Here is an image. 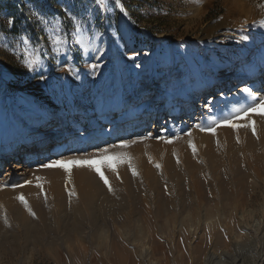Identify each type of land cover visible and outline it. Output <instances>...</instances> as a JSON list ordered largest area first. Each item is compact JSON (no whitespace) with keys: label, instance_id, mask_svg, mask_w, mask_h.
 Here are the masks:
<instances>
[{"label":"rangeland","instance_id":"rangeland-1","mask_svg":"<svg viewBox=\"0 0 264 264\" xmlns=\"http://www.w3.org/2000/svg\"><path fill=\"white\" fill-rule=\"evenodd\" d=\"M246 2L247 0H120L117 5L116 0H105V4L100 5L95 0H0V264H57L53 259L56 250H61L59 252L65 259L68 252L69 255L72 254V258L75 257L74 242H71L72 239L66 240L69 235L64 227L69 228L78 214L64 211L63 214L49 215L45 212L46 215L41 218L35 211L37 207L33 203L34 199L30 197L33 195L26 188H38L37 183H40L42 189H38L41 202L48 208L51 203L55 204V200L47 197L44 187L59 176L57 173L65 175L62 174V181H73L78 170L86 168L89 172L91 169L73 166L69 174L61 168L43 167L53 160L99 159L105 148L109 153L127 152L132 157L131 163L137 173L141 176L138 164L150 166L161 180L165 195L171 197L170 191H173L176 184L166 176L164 160L171 158L178 169L184 171L181 157L185 152L202 168L204 173L199 175L200 179H204L210 186L215 169L212 164L209 165L210 162L206 163L199 138L208 137L215 149L222 151L219 142L221 132L234 129L217 126L216 122L234 115V108L247 107L252 103V98L243 91L245 87H250L255 92L256 99L264 98V8H257L254 4L259 2L264 5V0ZM41 15L47 20L46 25L40 23ZM53 18L58 19L60 24H53ZM121 24L131 30L127 39ZM78 26L79 31L76 30ZM109 34L112 35V39L109 38L110 44L116 42L118 50L113 53L105 50L101 53L100 48L93 45L92 39L96 35L107 37ZM80 36L84 37L82 41H79ZM57 38L60 43H56ZM212 38L220 45L211 44L209 39ZM24 40L28 41V51L40 57V63L32 69L24 63ZM85 43L91 44L94 50L90 54L83 48ZM232 58L237 65L233 68L227 66L224 60ZM145 62L150 65L152 73H161L160 80L154 76V83H151L152 87L147 91L140 88L143 86V79L147 77L143 70ZM169 68L172 74L178 76V81L185 83L184 88L169 86L168 83L173 82L170 77L166 79ZM164 83L167 84L166 88L162 87ZM208 85L210 86L207 87ZM200 88L201 91H198ZM86 101L99 103V112L93 111L86 115V120L90 119V127L87 128L85 121L82 127L78 126V130L70 131L62 143L57 137H62L65 132L59 129V133L50 137L46 148H37L42 131L44 136L54 132L49 131L55 126L53 120L39 125L46 114H55L54 108H60L67 116L66 122L75 123V119L80 116L79 112L87 110L84 106L79 107V103ZM208 127H215L216 134L201 130ZM70 129L71 125H68L67 130ZM234 133L235 131L233 135ZM253 136H257V132ZM27 139L31 141L30 147L24 146ZM168 139L172 143H166ZM234 139L240 145V136L236 135ZM125 141L136 143L124 149L117 147ZM189 141L195 146V153ZM60 144L59 149L55 148ZM239 147L242 149L241 145ZM258 147L261 148V144ZM180 148L183 152H180ZM223 152L220 153L223 156L220 164L222 167L217 174L220 172L230 182L227 169L229 157ZM156 164L161 167L157 168ZM245 168L248 174L252 173L250 168ZM7 169L13 170L10 177H5ZM118 169L120 172L127 171L130 177H134L127 164L119 165L115 173L119 172ZM36 177L41 180L38 182ZM249 177L248 184L251 185L256 177ZM142 182L141 195L146 196L145 199L142 197L143 202L136 197L127 198L126 210L119 211L114 209L115 205L110 199L106 203L105 197L101 196L93 201V208L82 212L83 215L79 218L84 221L81 230L84 245L79 246L78 252H95L96 257L106 264L110 263L109 247L102 248L99 245L100 238L98 240V236H102L105 230L103 220L105 216L114 221L126 216L130 220H140V224H132L131 228L122 227L118 230L121 234L130 235L131 238L139 236L137 239L142 234L150 233L157 240L153 251L150 249L157 257L153 256L150 262H144L140 257L141 251L130 247L135 254H131L136 261H133L134 264H179L180 261L191 263L189 246L197 245L200 241L204 243L203 249L207 252L215 250L216 261L221 260L220 264H233L234 259L240 260L239 263L242 264H254L259 256L264 255V172L257 191L246 200V207L237 210L239 213L229 207L219 217L216 232H204L201 240L194 237L195 232L202 235L199 233L200 229L197 227L198 232L192 229L204 218L205 211L196 213L193 210L187 212V216L183 213L184 217H191L192 220H187L182 214L179 217L178 214H171L173 211L170 215L160 213L157 209V195L148 193L150 183L147 180L142 178ZM183 183L182 187L185 188L178 190L179 196L183 191L187 190L190 194L194 190L191 189L193 184L189 178ZM20 195L30 203L35 216L17 199ZM65 195L69 203L71 192L68 186L65 188ZM12 199L16 201L12 202ZM7 202L15 203L12 209L17 210L7 213ZM145 202L150 207L149 214L140 212ZM203 202L206 206L217 204L214 195L203 199ZM8 214L13 218L17 217L12 219ZM19 214L29 220L24 223ZM5 216H8L7 220ZM177 217L186 219L187 225L176 224L180 222ZM173 219L177 222H173ZM172 222L174 225H171ZM192 223L195 225L192 226ZM143 224L150 225L148 229L155 227L148 231ZM164 224H169V227ZM161 225L163 229L160 231ZM64 238L66 243H63ZM93 240L97 248L94 244V247L89 245ZM234 243L239 246L234 247ZM66 261L67 264H73L72 261L69 263V259Z\"/></svg>","mask_w":264,"mask_h":264},{"label":"bare ground","instance_id":"bare-ground-1","mask_svg":"<svg viewBox=\"0 0 264 264\" xmlns=\"http://www.w3.org/2000/svg\"><path fill=\"white\" fill-rule=\"evenodd\" d=\"M244 1H246V0H244ZM248 1H251V0H247V2ZM254 4H255V6H257V8L260 7L259 2H255ZM246 8H248V7H246ZM254 10H255V8H254ZM252 13H253V11H252ZM121 25H122V31L124 32L125 39H127L129 37V35L131 34V30L129 27L124 26V24H121ZM219 36L224 37V35H219ZM111 37H112L111 34H109L107 37H103L101 35H96L94 37V39H92L93 45L95 47L97 46L100 48L99 52H101V51L103 52L105 50L106 51L109 50V52H111V53L116 52L118 50V48H116L117 44H116V42L110 44L109 38H111ZM82 39H84V37L80 36L79 41H82ZM85 39H87V38H85ZM209 41L211 42V44H214L216 46L220 45V43L214 41L213 38L209 39ZM128 44H130V42H128ZM90 45L91 44L87 45L86 43L83 45V48L86 50L87 54L88 53L90 54L93 50ZM128 49H130V48H128ZM222 51L225 52L224 50H222ZM228 54H230V56L233 55L232 53H227V55ZM221 55H223V53H221ZM221 55H219V57ZM176 58L178 59L179 57L176 56ZM224 60L227 62V66H231L232 68L234 66H237L234 63L233 58L232 59H224ZM149 69H150V65L148 66L147 62H145L143 64V70L145 72L144 74L147 75V77L145 79H143V81H144L143 86L140 87L142 89H145V91H147V89L152 87L151 83H154L153 81H154L155 77L160 80L159 76L161 75V73H157V74L154 72L152 73V70L150 71ZM216 74L217 73L215 71V75ZM172 76H175V75H174V73L172 74L171 68H169L166 71V79H169V77H170V81H173L172 83L171 82L168 83L169 86L171 85V87H173V88L177 87L178 89H181L183 86V88H184L185 83L182 84L181 81H178L177 75L175 77H172ZM166 79H164V80L166 81ZM164 80H163V82H164ZM180 84H182V85H180ZM166 86H167L166 83L162 84V87L166 88ZM209 86L210 85H208L207 87H209ZM198 91H201V88L198 89ZM143 94H145V93H143ZM98 104L99 103H97V102H90V101H86L85 103H79V107L84 106L87 110L84 113L79 112L80 116L77 119H75V121H76L75 123L66 122V121H68L67 116L62 113L60 108L55 107L54 108L56 111L55 114L54 113L52 114L49 112L39 122V125H41L44 123L46 124V122H50L51 120L55 121V126L52 129H49V131H54V132H53V134L49 133L48 136H44V135H42L44 133L42 131L41 135H40L41 140H40V142H38L37 148H41L44 146L46 148L48 146L50 137L54 136V133H59V131H60L59 129H63L65 132L62 135V137H59V136L57 137V140L61 141V143H62L63 140H65V138L67 137V135L70 134L69 133L70 131L74 130V132H75L76 130H78V126L82 127V125L85 123V121L88 124L87 128L90 127L91 122H90V119L86 120V115L93 112V111L99 112ZM98 114H100V113H98ZM252 119L256 121L257 136H253L252 130L250 128H240V129H234L232 131L227 130L226 132L220 131L221 132V136L219 138L220 146L223 149L222 151H224L223 153L224 154L226 153V155H228V157H229V163H228L227 169L229 170L228 172H229L230 182H227L228 180L226 181V179L223 177V175L220 172H219V174H217V171L220 169V167H222V165H220L222 162V158H223V156L220 154V153H222V151L221 150L217 151L215 149V146L213 144H211L212 143L211 140L208 137L203 136V137L199 138V141H198V142H201V145H202L201 152L203 150V154H204L203 156H205V158H206L205 159L206 163L210 162L209 165L212 164L213 169H215V171H213L215 173L213 174V180H212V182H210V186H209V183L207 184L203 181L204 179L203 180L200 179L201 177L199 175L204 173L202 168L199 165H196L194 163V161L188 156V154L183 152V149L180 148L181 149L180 152L181 151L183 152L182 157H181V160H182L181 166L184 169V171H180L178 169L177 165L172 161L171 158H170L171 160L168 158L166 161L164 160L165 163L163 164L166 176L176 184V186H173V191H170L172 194L171 197L169 195H165L164 188H162L161 180L156 177L153 169H150L149 168L150 166L146 167L143 164H138L140 166V168H137L140 171L141 176L138 173V175L134 176L133 178L129 176V173L127 171L121 170V172H120V170L118 169L119 172L115 173L111 169L103 168V171H104L107 179L110 182L112 191L108 190L109 189L108 186L105 185V183L100 179L99 175L92 169L89 172H88V169L86 170V168H85V170H80V171L78 170L77 174L74 175L76 177V179H74L73 181L69 180L68 178H67L68 180L62 181L63 180L62 177L64 174L62 173L63 174L62 175L60 173L61 174L60 175L57 173V175H59L60 177L56 176L57 177L56 179L52 180L49 184H47L44 187L47 191V197H50V200L51 199L55 200V204L52 205V203H51V205L48 208H45L44 204L41 202L40 190L38 189L39 187L35 188V189H33L34 187L33 188L31 187L30 188L31 190L28 188H26V189L29 190L30 193H32L33 196H30V195L29 196L31 197L32 200L34 199L35 202H33V201L32 202L34 203L35 207H37V209L35 211H37L39 213L38 216L41 218L46 215L45 212H47V214H49V215H59L64 211L69 213V214L70 213L75 214V215L78 214L77 219L72 223V225L69 228L64 227L65 231L68 232L67 234L69 235L66 240L68 241V239L69 240L72 239L71 242H74V247L76 249L75 257L72 258V256H71L72 254L69 255V252L66 255L67 256L66 259H69V263H71V261H72L73 264L74 263H79V264H81V263L82 264H106L105 262H103V260L96 257L95 252L92 253L89 251H82V250H81V252H78L80 250L79 246L84 241L81 237L83 235V234L81 235V230H83L82 226H83L84 221L81 220V218H79V216L83 215L82 212L93 208L94 207L93 201L97 197H101V196L105 197V199L107 200L106 203H108L109 202L108 199H110L115 205L114 209L119 210V211L126 210V208H127V202H126L127 200L126 199L127 198L136 197V198H139L140 200L142 199V202H143V200L145 199L144 198L145 194H144V196L141 195L143 193L142 189H141L142 188L141 186L143 183L142 178L144 180H147L150 183L148 193H152L154 195L155 194L157 195V198L159 201L157 209L160 213H164V214L169 213V215H170V213L173 211L171 214H173V213H174V215L178 214V217H179L180 214H182V216H183V213H186L185 215L187 216L188 215L187 212L190 213V211H193V210L196 213H201V212L203 213V211H205L203 214L204 218H202V220H199V222H197V223H196V219L194 220L196 223V228L192 229V230H194V232L198 230L197 227L200 229L199 233H202V235H198L195 232L194 237L197 240L198 239L201 240V237L203 236L204 232L212 233L217 229L219 217L221 216V214L227 212L229 207L230 208L232 207L234 209V212H238L237 210H239L240 208L245 206L246 200H248L249 197H251L253 194H255V192L258 189L257 187H258L259 181L262 179V172H264V117L254 115V116H252ZM239 123H245V121L241 120ZM94 124H96V121L94 122ZM68 125H71L70 130H67ZM234 131H235V133L233 135ZM236 135L240 136L241 142L239 141V143H240L242 149L239 147L240 146L239 144H238L239 146L237 145V142H236V139L239 137L234 139ZM30 143H31L30 139H27L24 141V146L30 147V145H31ZM259 144H261V148L258 147ZM60 147H61V144L57 145L55 148L59 149ZM230 156H231V159H230ZM137 162H136V164H137ZM145 162H143V163L145 164ZM138 165H136V166H138ZM207 167H210V166L207 165ZM245 167L250 168L252 173L248 174V171L246 170L247 168H245ZM16 168L20 169V167H16ZM119 168L121 169V167H119ZM123 169H124V166H123ZM12 171H13L12 169H7L5 177H10L12 174ZM218 175H220V176H218ZM253 175H254V177H256V179H254L252 184L249 185L248 184V181L250 178L249 176H251V178H252ZM49 178H50V176H49ZM186 178H189L190 181H192L193 188H191V189H194V190L191 191L190 194L187 190L183 191L181 193V195L179 196L178 190L179 189L184 190L185 187H182V185L184 184L183 181L186 180ZM30 185H32V184H30ZM205 185H206V187H205ZM67 186H68L69 191L71 193L73 191L75 192V195H71V199H70L69 203H68L67 197L65 195V188ZM37 189L39 192L37 191ZM24 190H23V192H24ZM27 190L25 191V194L27 193ZM38 193H39V195H38ZM36 195L38 197H36ZM210 195H214L216 197V200H217V204L215 205L216 207L213 206L214 203H213V205L211 204L209 206L204 205L203 199H206ZM1 196H2V194H1ZM4 196H5V194H3V197ZM39 196H40V198H39ZM10 197L11 196H9V198ZM176 198L178 199V201H175ZM29 199L30 198H28V200ZM3 201H5V200H3ZM14 201H16V200H13L12 202H14ZM12 202H11V204H9V202H7L8 206H6V207L9 208L7 210L5 209V211H7V213L10 211L15 212L17 210L15 208L16 210L13 211L12 206L15 203L12 204ZM147 202H148V200H147ZM147 202H145V204L143 203V206L140 205L142 207L140 210L141 213H143V212H146L147 214L150 213V207L148 204H146ZM113 203H112V205H113ZM4 206H3V208H5ZM19 208H21V207H19ZM232 208H231V210H232ZM91 213H92V211H91ZM8 216H10V215L8 214ZM20 216L23 217L22 220L24 221V223L29 220L27 217L19 214V217ZM164 216H166V215H164ZM189 216H191V215H189ZM10 217H12V215ZM14 217L16 218L17 216H14ZM183 217H182V219L178 218V220H180V222L176 223V224L181 223L180 225H183L184 223H186L185 220L186 219L188 220L189 218L184 217V218H186V219H184ZM199 217H200V215H199ZM15 218L12 217V219H15ZM174 218L176 219L175 216H174ZM192 219L193 218L190 217L189 220H192ZM20 220H21V217H20ZM103 221H104L105 230H103L102 236H100L98 234L99 235L98 240L100 238L99 245H101L102 248H104V247L106 248L107 246L109 247L110 252H108L109 253L108 255H109L111 260H110V263H107V264H134V262H136V261H134L135 258L133 257L135 254L130 250V247H133V248L135 247V250L138 249L139 251H141V255L139 253L138 254L140 255L141 259L144 262H150L151 259L153 258V256H155L156 253L155 252L152 253L153 247L155 246V243L157 244V242H156L157 240H156L155 235L153 236L150 233H149V235H147V234L143 235L142 232H139L142 235L140 238L136 239V237H139V236L135 235L136 236L135 238H131L130 235L124 234L123 232H122L123 234H121V232L118 231V230H121L122 227L123 228H129L132 224H136V223L140 224V220L132 219V218L130 220L129 218H127L125 216V217H122L121 219H119L118 221H114V220L106 219V216H105ZM174 221L175 220L173 219V222ZM165 222L168 223V221H165ZM173 222L171 223V225L173 224ZM175 222H177V221H175ZM187 222H190V221H187ZM91 223H94V221L91 220ZM139 224H137V225H139ZM188 224H191V222ZM143 225L147 226L146 224H143ZM157 225H159V224H157ZM157 225H156V227L158 228ZM165 225L166 224H164V226ZM186 225H187V223H186ZM186 225H185V227H187ZM194 225L195 224L192 223V226H194ZM25 227H27V226H25ZM139 227H141V226L139 225ZM142 227H144V226H142ZM149 227H150V225L147 226V229ZM153 227H155V226H153ZM153 227L148 229V231H150ZM166 227H169V224H168V226L166 225ZM180 227L182 228V226H180ZM191 227H189V228H191ZM189 228H188V230H190ZM30 229H32V227ZM159 229L161 231V229H163V226L161 225V227ZM178 229H179V227H178ZM129 231H130V229H129ZM181 232H183V231H181ZM65 236H67V235H65ZM194 237H193V239H195ZM96 239H97V237H96ZM204 239L205 238H203V240ZM217 239L221 240L218 237H217ZM63 243H66L65 238H64ZM95 243L96 242L93 240L91 243L89 242V245L91 247H94L92 245V244H94L96 247ZM71 244H73V243H71ZM182 244H184V243H182ZM82 245H84V244H82ZM59 246H61V245H59ZM238 246H239L238 243H234V247L237 248ZM189 247H190L189 251L192 254V256H191L192 262L191 263L188 262L187 264H220L221 263V260L216 261L217 256H216L215 250L211 249V250H208V252H207V250H205V248L203 249V247H204L203 242L200 241L197 245L194 244L193 246L190 245ZM160 248H162V246ZM150 249H152V251ZM59 251H61V250H59ZM59 251L56 250V252H54V256H53L54 261L57 264H67L68 262L66 261L65 257H63V255H61V252H59ZM132 253H133V256L131 255ZM175 253H177V252H175ZM224 255H227V253H224ZM180 256H181V254H180ZM155 257H157V255ZM257 259L258 260H256V263H254V264H264V255L259 256ZM239 261L240 260H238V259H234L233 264H242V262L239 263ZM179 264H185V263H184V261H182V262L180 261Z\"/></svg>","mask_w":264,"mask_h":264},{"label":"snow or ice","instance_id":"snow-or-ice-1","mask_svg":"<svg viewBox=\"0 0 264 264\" xmlns=\"http://www.w3.org/2000/svg\"><path fill=\"white\" fill-rule=\"evenodd\" d=\"M96 3H99L100 5L105 4V0H95ZM199 2V0H198ZM116 4H120V0H116ZM261 8H264V5H260ZM53 24L59 25L60 21L58 19L53 18L52 20ZM11 23V21H9ZM40 23L47 24V20H45L44 16H40ZM79 31V26L76 29ZM24 51H25V60L24 63L27 65L29 69H32L35 65L40 63V57L38 55H35L34 52L30 53L28 51V41L24 40ZM60 39H56V43H60ZM244 93H247L249 97L252 98V103L249 104L247 107L243 108H234V115L222 119L220 121H217V126H226L230 127L232 129H240V128H250L252 130L253 135H256V121L252 119L253 115L264 117V98L256 99L255 92L250 87H245L243 89ZM245 121V123H237L235 121ZM202 131H208L211 132L213 135L216 134L215 127H208V128H201ZM189 136H191V133H188ZM178 138V137H177ZM166 143H172L171 139H168L165 141ZM136 143V141H125L122 142L117 147L124 149L130 147L131 144ZM190 146L193 149V152L195 153L196 149L195 146L189 141ZM151 159V158H149ZM132 157L127 152L117 151L113 153H109V150L107 148L103 149L101 151L100 158H89V159H72L69 161L65 160H53L47 164H44L43 167L45 168H61L66 173L71 172V167H87L92 170H94L100 177V179L105 183V185L108 186L109 191H112L111 185L109 180L107 179L104 171L102 168H108L111 169L113 172L117 171V167L121 164H127L128 167L131 169L132 174L135 176L137 175V171L135 167L131 163ZM157 168H160L161 165L156 164ZM37 181L39 182L41 180L40 177H36ZM27 183H31V181H28ZM37 187L42 189V185L40 183H37ZM71 195H75V192L73 191ZM17 199L24 204L25 208L28 210V212L35 216V213L32 211L31 207L29 206L27 200L23 195H20L17 197ZM5 220H7V217L5 216Z\"/></svg>","mask_w":264,"mask_h":264},{"label":"trees","instance_id":"trees-1","mask_svg":"<svg viewBox=\"0 0 264 264\" xmlns=\"http://www.w3.org/2000/svg\"><path fill=\"white\" fill-rule=\"evenodd\" d=\"M9 6L11 7V6H12V4H9Z\"/></svg>","mask_w":264,"mask_h":264}]
</instances>
